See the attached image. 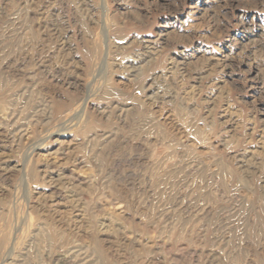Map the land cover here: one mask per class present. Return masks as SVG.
I'll return each instance as SVG.
<instances>
[{
    "label": "rangeland",
    "instance_id": "374dc122",
    "mask_svg": "<svg viewBox=\"0 0 264 264\" xmlns=\"http://www.w3.org/2000/svg\"><path fill=\"white\" fill-rule=\"evenodd\" d=\"M0 264H264V0H0Z\"/></svg>",
    "mask_w": 264,
    "mask_h": 264
}]
</instances>
